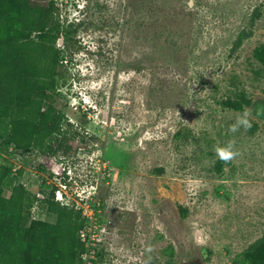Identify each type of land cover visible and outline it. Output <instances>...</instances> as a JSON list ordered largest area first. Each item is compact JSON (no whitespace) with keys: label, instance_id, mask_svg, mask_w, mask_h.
Returning a JSON list of instances; mask_svg holds the SVG:
<instances>
[{"label":"rangeland","instance_id":"374dc122","mask_svg":"<svg viewBox=\"0 0 264 264\" xmlns=\"http://www.w3.org/2000/svg\"><path fill=\"white\" fill-rule=\"evenodd\" d=\"M54 1L72 31L57 44L54 103L70 121L60 138L74 143L55 142L54 153L12 147L0 164L21 169L33 193L68 181L76 204V191L98 197L103 222L82 236L83 264H234L255 252L264 242V0ZM245 110L251 128L229 132ZM230 142L238 155L225 163L215 148ZM32 219L57 216L36 202Z\"/></svg>","mask_w":264,"mask_h":264},{"label":"trees","instance_id":"16d2710c","mask_svg":"<svg viewBox=\"0 0 264 264\" xmlns=\"http://www.w3.org/2000/svg\"><path fill=\"white\" fill-rule=\"evenodd\" d=\"M54 0H0V151L37 149L53 152L72 146L63 127L69 124L64 110L54 103L59 89L60 39L72 31L56 20ZM261 17L260 6L252 14ZM248 34V33H247ZM246 33H242L244 38ZM247 37V36H246ZM264 64V45L256 50ZM238 111L243 103L231 102ZM23 171L12 162L0 164V264H83V240L91 225L81 210L62 205L45 191L43 199L22 182ZM19 182V183H17ZM9 190L11 195H3ZM57 216L55 223L32 219L35 203ZM103 220L98 218L97 223ZM234 264H264V242Z\"/></svg>","mask_w":264,"mask_h":264},{"label":"built area","instance_id":"2783aa9c","mask_svg":"<svg viewBox=\"0 0 264 264\" xmlns=\"http://www.w3.org/2000/svg\"><path fill=\"white\" fill-rule=\"evenodd\" d=\"M14 171L16 172L17 170L14 169ZM71 176V174H70ZM19 183V182H17ZM71 188H69L68 185V181H65V184H61L59 186V188L54 187L51 192H54V200L57 202H60L62 205L68 206V207H73L77 210H81L82 214L89 219L90 221V228L89 229H93L95 227V225L97 224L98 221V212L100 210V205L98 202V198L97 196H95L93 198V196L89 195V196H84L82 193H80L79 191H76V196L78 198H80L81 202H85L86 204H88L90 198L92 200L93 204H88L87 208L85 207H79L81 205V202H78V204L75 203V200L73 198V201L70 200V192ZM85 193V192H84ZM39 198L43 199L45 197V195L39 191L37 193H35ZM73 195V194H72ZM78 205V206H77ZM93 207V208H92ZM88 229V228H87ZM86 233V232H85ZM85 234H83L82 236H84Z\"/></svg>","mask_w":264,"mask_h":264},{"label":"clouds","instance_id":"9594fccd","mask_svg":"<svg viewBox=\"0 0 264 264\" xmlns=\"http://www.w3.org/2000/svg\"><path fill=\"white\" fill-rule=\"evenodd\" d=\"M247 117L248 113L247 110H245L244 114L242 116H238L236 118V122L229 126V132L235 133L240 129V127H244L245 130L250 129L251 124ZM233 147L234 145L232 142H230L227 147H216L215 152L217 157L225 163L232 161L238 155V152L234 151Z\"/></svg>","mask_w":264,"mask_h":264},{"label":"crops","instance_id":"0c3cea01","mask_svg":"<svg viewBox=\"0 0 264 264\" xmlns=\"http://www.w3.org/2000/svg\"><path fill=\"white\" fill-rule=\"evenodd\" d=\"M25 183V182H24Z\"/></svg>","mask_w":264,"mask_h":264}]
</instances>
